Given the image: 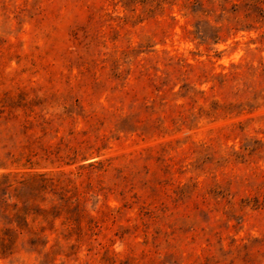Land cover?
<instances>
[{
	"label": "rangeland",
	"instance_id": "1",
	"mask_svg": "<svg viewBox=\"0 0 264 264\" xmlns=\"http://www.w3.org/2000/svg\"><path fill=\"white\" fill-rule=\"evenodd\" d=\"M189 1L0 0V172L64 171L110 208L0 264H264V0Z\"/></svg>",
	"mask_w": 264,
	"mask_h": 264
},
{
	"label": "trees",
	"instance_id": "2",
	"mask_svg": "<svg viewBox=\"0 0 264 264\" xmlns=\"http://www.w3.org/2000/svg\"><path fill=\"white\" fill-rule=\"evenodd\" d=\"M145 0H122L123 4H134ZM197 0L182 3L191 5ZM202 37V36H201ZM49 154L50 149L45 147ZM73 157L79 153L73 149ZM32 154V153H30ZM82 154L75 171L76 176L87 175L90 184L93 168H102L101 159H92ZM91 157V158H90ZM64 171L48 173L32 170H7L0 172V257L15 252L20 235H27V242L42 256L53 260L61 246L60 239L69 246H80L97 235L101 222L110 208H100V217L90 214L85 207L86 194ZM59 220V221H58Z\"/></svg>",
	"mask_w": 264,
	"mask_h": 264
}]
</instances>
